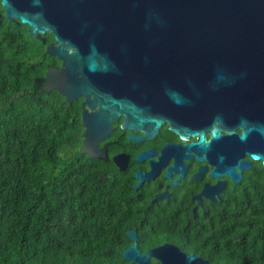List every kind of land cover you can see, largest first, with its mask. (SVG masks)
Masks as SVG:
<instances>
[{
    "label": "water",
    "instance_id": "95a60500",
    "mask_svg": "<svg viewBox=\"0 0 264 264\" xmlns=\"http://www.w3.org/2000/svg\"><path fill=\"white\" fill-rule=\"evenodd\" d=\"M1 3L7 19L26 24L35 38L45 43L47 32L54 36L45 52L62 66L49 68L43 90H57L68 103L81 96L92 107L100 104L109 114L104 131L114 108L143 126L140 106L150 101L199 123L213 119L241 128L223 136L215 127L210 141L202 132L188 144L215 155V175L226 172L238 182L237 167L264 163V0ZM244 155L250 159L241 160ZM135 247L124 257L132 258Z\"/></svg>",
    "mask_w": 264,
    "mask_h": 264
},
{
    "label": "trees",
    "instance_id": "16d2710c",
    "mask_svg": "<svg viewBox=\"0 0 264 264\" xmlns=\"http://www.w3.org/2000/svg\"><path fill=\"white\" fill-rule=\"evenodd\" d=\"M1 8L0 264H99L112 257L98 250L118 241L98 206L106 192L75 151L76 111L41 91L52 59L46 43ZM222 217L231 258L264 264V166L248 172Z\"/></svg>",
    "mask_w": 264,
    "mask_h": 264
},
{
    "label": "flooded vegetation",
    "instance_id": "af4514ba",
    "mask_svg": "<svg viewBox=\"0 0 264 264\" xmlns=\"http://www.w3.org/2000/svg\"><path fill=\"white\" fill-rule=\"evenodd\" d=\"M0 4L6 16L1 0ZM44 37L46 45L54 42L52 33ZM51 58L46 74L50 67L62 66L57 56ZM84 102L81 96L67 102L74 106L79 127L75 151L89 163L94 182L106 192L107 200L98 206L109 217L107 237L118 241L115 248L98 250L112 257L99 264H247L231 258L237 251L229 248L220 222L233 196L244 189L248 172L264 163L252 160L250 169L237 167L241 177L235 182L226 172L214 174L216 159L211 151L188 147L202 132L210 141L215 127L223 136L229 129L240 133V127L231 129L213 119L199 123L177 107L146 101L140 106L146 117L143 126H135L126 111L114 108L116 116L107 123V132L108 112L102 113L100 104L92 107ZM154 120L160 121L158 127ZM247 159V155L241 158ZM134 244L133 257L125 258L124 252Z\"/></svg>",
    "mask_w": 264,
    "mask_h": 264
}]
</instances>
